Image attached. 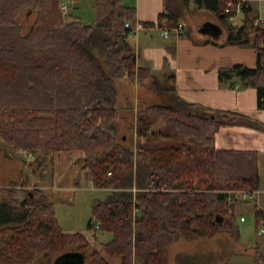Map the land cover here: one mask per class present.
I'll return each mask as SVG.
<instances>
[{"label": "trees", "instance_id": "1", "mask_svg": "<svg viewBox=\"0 0 264 264\" xmlns=\"http://www.w3.org/2000/svg\"><path fill=\"white\" fill-rule=\"evenodd\" d=\"M193 1L224 26L225 43L255 49L254 68L235 63L221 67L218 78L254 88L257 107L264 108V23L255 24L258 16L247 0ZM61 3L0 0V139L39 176L58 152L81 153L72 165L88 170L95 188L107 190L91 203L87 228L111 233L91 249L88 264H112L114 258L119 264H167L168 248L179 239L224 231L239 240L236 204L226 191L258 189L257 155L216 149L214 135L222 125L264 131V123L178 97L173 102L174 74L162 81L136 65L125 27L136 20L135 8L123 0H93L91 24L72 13L63 15ZM238 5L240 25L230 21ZM25 10L35 14L26 30L18 21ZM162 22L177 26L179 15L161 12L155 23ZM115 78L138 85L149 80L164 99L136 107L130 138L119 136ZM162 138L185 142L162 145ZM19 191L14 184L0 186V264H31L39 256L48 259L72 247H90L82 233L61 229L54 202L40 188L22 198ZM253 202L258 233L264 212ZM253 261L264 262L260 242L254 245Z\"/></svg>", "mask_w": 264, "mask_h": 264}, {"label": "crops", "instance_id": "2", "mask_svg": "<svg viewBox=\"0 0 264 264\" xmlns=\"http://www.w3.org/2000/svg\"><path fill=\"white\" fill-rule=\"evenodd\" d=\"M191 1L189 0L185 5L181 3V0H135L132 6L126 5L135 8L137 21L153 22L151 25L146 23L145 28L129 35V42L136 54V65L149 68L162 81L169 73H173L175 87L173 102H177L176 97H178L186 102L198 103L215 110L236 111L264 123V108L257 107V94L254 88L242 87L238 81H221L218 78L221 67H228L235 63H244L254 68L256 66L255 50L246 53L245 49L250 47H238L225 43L226 30L224 26L211 13L198 10L195 2ZM247 1L256 11L252 4L253 0ZM191 7L196 10H190ZM166 11H172L179 15L177 26H180V32L165 38L161 34L159 24L155 22L158 14ZM238 14L243 17L242 12ZM196 15H198L197 18ZM256 15L258 16V9ZM231 21L233 22V18ZM126 83L130 85V94L133 98L126 102H119V90ZM150 83L149 81V85H151ZM114 85L117 89L116 105L119 110V118H131L139 105L136 93V87L139 85L124 78H115ZM214 145L216 149L256 152L259 185L255 193V201L264 212L262 199L257 196L264 191L262 189L264 187V131L247 125H222L215 132ZM63 152L69 153L70 151L58 152L55 157H58L59 161L68 155L60 157L61 154H64ZM80 155V152H76L74 159ZM53 177L55 178L54 172L53 176L51 174L52 180ZM37 182L31 183L36 184L33 185L36 188H48L40 185V181ZM23 193L24 191L20 190L18 197L22 198ZM87 231L93 233V230L88 229ZM64 232L73 233L76 231L64 230ZM80 233L86 238L89 236L86 235L85 230L83 232L81 230ZM93 235V238H96V233ZM86 256L88 255L85 250L71 248L50 257L47 263L87 264ZM230 259L231 257L226 258L225 261H220L218 264H228ZM173 264H177L176 255Z\"/></svg>", "mask_w": 264, "mask_h": 264}, {"label": "rangeland", "instance_id": "3", "mask_svg": "<svg viewBox=\"0 0 264 264\" xmlns=\"http://www.w3.org/2000/svg\"><path fill=\"white\" fill-rule=\"evenodd\" d=\"M92 1L93 0H62V2L66 3L69 7L68 13H72L74 16L79 17L85 24H91L96 18V13L92 7ZM191 2H193V0ZM123 3L124 5L132 6L135 0H124ZM252 4L256 12L258 9V16L264 19V0H253ZM190 10H196V8L194 9V7H191ZM34 15L33 12L28 10L19 14L18 21L23 26L24 30L29 27L34 19ZM197 17L198 15H196V18ZM241 20L242 16L240 14L233 17V23L235 24L240 25ZM245 50L246 53H251L255 49L250 47ZM130 93V85L126 83V85L119 90L118 101L126 102L131 100L133 97ZM136 93L138 94L139 105H141L139 107H143L142 105H145L144 103L146 101L151 104H158L163 103L162 101L164 100L162 95L149 85V81L136 87ZM130 119L131 118L128 117L126 119L118 118L119 136L120 134H126L128 138L132 136L133 120L131 121ZM160 141L162 145H179L185 142L181 138H162ZM125 143L128 144L130 141L127 140ZM186 143L192 145L194 142L186 141ZM63 153L64 154H61L60 157L66 154L69 156L63 157L60 161L58 157H55L54 163H49L43 175L39 176L33 173L31 167L28 165L29 162L26 163L18 152L13 151L10 146L5 145L0 139V186L6 187L14 184L17 189L23 190L24 194L36 188L33 186L36 184H32L31 182L40 181V185L47 186L48 188L46 189H40L46 194L48 200L54 202L57 221L61 229L63 231L76 232H81V230L83 232V230H85L87 233L86 235H89V239H86L90 247L81 249L85 250L88 255L91 249L97 247L100 242H106L111 238V233L106 231H97L96 238H93V233L87 231L88 228L86 225L91 214V203L103 199L107 190L95 188L91 184L89 171L80 170L78 166L72 165V162L75 160L74 156L76 151ZM26 157L27 160L30 159L28 155ZM32 167H35V164H32ZM53 172L55 178L53 177L52 180L51 174L53 176ZM262 189L264 190V187ZM243 191L248 190L231 189L226 191L228 200L236 204L235 214L239 226V240L232 239L230 235L224 231L207 238L193 240L179 239L169 247L168 264H173L175 255L177 256V264H218L220 261H225L226 258L230 257L231 259L228 264H254L253 246L256 242H260L264 248V234L256 232L255 219L251 209V205L254 203L253 201H255V199L249 201L250 204L243 203L244 201L242 198L238 196V194ZM257 196L262 199L264 207V191ZM240 214L244 216L245 221L239 220ZM72 248H78V246ZM48 259L39 256L35 258L31 264H44ZM110 261L112 264H119L118 258H114ZM258 264H264V262H259Z\"/></svg>", "mask_w": 264, "mask_h": 264}, {"label": "built area", "instance_id": "4", "mask_svg": "<svg viewBox=\"0 0 264 264\" xmlns=\"http://www.w3.org/2000/svg\"><path fill=\"white\" fill-rule=\"evenodd\" d=\"M61 11L63 13V15H67L69 12V7L66 3H61L60 5ZM241 13V8L238 5L237 6V14ZM233 17L230 18V21ZM264 23V19H262L261 17H257L255 20V24H263ZM125 27L129 29V35L131 34H135L138 30L143 29L146 27V24L142 21H137L135 20L134 22H126L125 23ZM158 27L161 30V34L166 38L169 37L172 34H178L180 32V26H174V27H169L166 25L165 22H162L161 25H158ZM151 186V184L149 185ZM163 188V187H162ZM238 196L240 198H242V200H253L255 198V191H243L240 194H238ZM240 220H244V217L241 216ZM97 227V226H96ZM258 233L259 234H264V224L258 229Z\"/></svg>", "mask_w": 264, "mask_h": 264}, {"label": "water", "instance_id": "5", "mask_svg": "<svg viewBox=\"0 0 264 264\" xmlns=\"http://www.w3.org/2000/svg\"><path fill=\"white\" fill-rule=\"evenodd\" d=\"M81 264V263H80Z\"/></svg>", "mask_w": 264, "mask_h": 264}]
</instances>
